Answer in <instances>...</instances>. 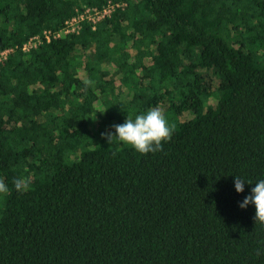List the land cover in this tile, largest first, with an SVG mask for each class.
Here are the masks:
<instances>
[{
    "label": "trees",
    "instance_id": "16d2710c",
    "mask_svg": "<svg viewBox=\"0 0 264 264\" xmlns=\"http://www.w3.org/2000/svg\"><path fill=\"white\" fill-rule=\"evenodd\" d=\"M109 1L126 5L96 30L22 52ZM17 47L0 63V264H264V222L239 207L254 184H233L264 178V0H0V52ZM152 107L175 118L162 150L102 137Z\"/></svg>",
    "mask_w": 264,
    "mask_h": 264
},
{
    "label": "clouds",
    "instance_id": "9594fccd",
    "mask_svg": "<svg viewBox=\"0 0 264 264\" xmlns=\"http://www.w3.org/2000/svg\"><path fill=\"white\" fill-rule=\"evenodd\" d=\"M173 133L174 126L169 124L163 111L159 107H152L135 115L134 118L127 116L124 123L114 125L112 131L101 135L110 145L119 143L120 146H131L137 153L147 155L162 150L163 145L172 139ZM233 176L234 190L237 194L244 193L246 184H254L250 193L240 202L239 207L245 209L249 205L254 206L255 220L264 222V178L253 183L243 177ZM12 183L18 192L28 190L29 181L25 177L15 178ZM9 191V185L0 180V196Z\"/></svg>",
    "mask_w": 264,
    "mask_h": 264
},
{
    "label": "built area",
    "instance_id": "2783aa9c",
    "mask_svg": "<svg viewBox=\"0 0 264 264\" xmlns=\"http://www.w3.org/2000/svg\"><path fill=\"white\" fill-rule=\"evenodd\" d=\"M126 4L109 1L103 7L82 6L77 10L76 15L69 19L60 31L45 30L42 34L30 38L21 48L22 52L27 54L41 46L51 43L53 40L77 34L82 31L84 24H91L93 30L103 21L113 17L118 9L123 8ZM18 49L8 48L0 52V63L9 59V57Z\"/></svg>",
    "mask_w": 264,
    "mask_h": 264
},
{
    "label": "rangeland",
    "instance_id": "374dc122",
    "mask_svg": "<svg viewBox=\"0 0 264 264\" xmlns=\"http://www.w3.org/2000/svg\"><path fill=\"white\" fill-rule=\"evenodd\" d=\"M203 72V71H202ZM205 75H209L210 73L208 72V71H206V72H203ZM212 74H210L209 75V78L210 79H212V82H213V84L214 85H217V83H218V79L217 78H215L214 76L212 77L211 76ZM85 78V77H84ZM129 97H126V99H128ZM162 111L163 112H165V111H167L165 108H163L162 109ZM193 117V115L190 113V114H184L183 116H182V121H188V120H190L191 118ZM176 121H178V120H176ZM168 122H169V124L170 125H173V126H175V118L174 117H170V118H168Z\"/></svg>",
    "mask_w": 264,
    "mask_h": 264
}]
</instances>
